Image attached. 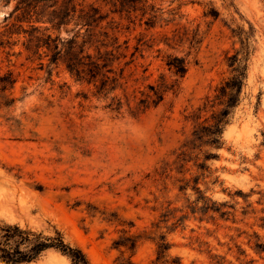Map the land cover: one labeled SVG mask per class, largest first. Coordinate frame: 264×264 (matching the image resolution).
I'll return each instance as SVG.
<instances>
[{
	"label": "rangeland",
	"instance_id": "rangeland-1",
	"mask_svg": "<svg viewBox=\"0 0 264 264\" xmlns=\"http://www.w3.org/2000/svg\"><path fill=\"white\" fill-rule=\"evenodd\" d=\"M75 2L106 15L93 38L77 17L34 24L112 51L105 86L27 51L30 23L0 0V239L58 230L91 264H154L164 237L159 264H264V0ZM238 66L220 143L193 144ZM22 264L73 262L51 248Z\"/></svg>",
	"mask_w": 264,
	"mask_h": 264
},
{
	"label": "trees",
	"instance_id": "trees-1",
	"mask_svg": "<svg viewBox=\"0 0 264 264\" xmlns=\"http://www.w3.org/2000/svg\"><path fill=\"white\" fill-rule=\"evenodd\" d=\"M7 3L10 0H6ZM123 3V2H122ZM75 0H17L13 13L19 12L17 19L19 22L27 21L31 29L28 31L29 38L25 45L26 50L38 53L43 47L50 54V63L57 64L62 61L67 69L78 79H96L103 76V86L110 80L113 52L106 51L104 54L99 51V56L95 59L93 55L85 49L86 40L79 44L75 38L61 41L59 37H52L46 33L49 27L42 28L36 26L35 22L49 23L53 29H60L63 25H68L75 17L80 21V26L86 28L89 38H93L94 30L106 18L97 6L90 5L82 7ZM13 25H16L14 23ZM21 27V26H20ZM24 32L27 30L24 29ZM49 56L48 53H46ZM181 60V59H180ZM185 62L180 61L179 65L172 62L169 66L176 68L175 72L184 74L187 70ZM235 75L227 79L220 87V96L225 97L226 108H222L218 113L213 114V122L209 125H201L193 133L191 142L196 144L218 145L226 124V118L239 100L243 88L245 69L238 66ZM116 78H112L115 81ZM0 239V259L10 264H22L32 262L46 250L54 248L71 258L73 264H91L86 254L78 247L68 243L63 234L56 230L55 235H44L42 232H34L22 229L18 225L6 226ZM138 237L126 236L115 243L118 246L135 248ZM159 244L158 260L162 252H165L169 245L162 237ZM122 264V263H121Z\"/></svg>",
	"mask_w": 264,
	"mask_h": 264
},
{
	"label": "bare ground",
	"instance_id": "bare-ground-1",
	"mask_svg": "<svg viewBox=\"0 0 264 264\" xmlns=\"http://www.w3.org/2000/svg\"><path fill=\"white\" fill-rule=\"evenodd\" d=\"M63 257V256H62ZM35 263V262H34Z\"/></svg>",
	"mask_w": 264,
	"mask_h": 264
}]
</instances>
